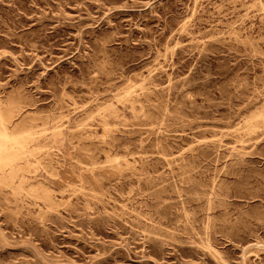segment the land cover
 I'll list each match as a JSON object with an SVG mask.
<instances>
[{"label":"rangeland","instance_id":"1","mask_svg":"<svg viewBox=\"0 0 264 264\" xmlns=\"http://www.w3.org/2000/svg\"><path fill=\"white\" fill-rule=\"evenodd\" d=\"M0 264H264V0H0Z\"/></svg>","mask_w":264,"mask_h":264}]
</instances>
